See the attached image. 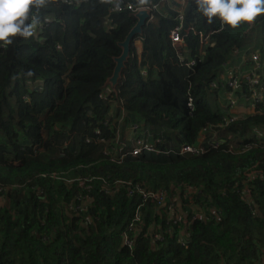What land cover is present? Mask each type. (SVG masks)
<instances>
[{"label":"trees","instance_id":"1","mask_svg":"<svg viewBox=\"0 0 264 264\" xmlns=\"http://www.w3.org/2000/svg\"><path fill=\"white\" fill-rule=\"evenodd\" d=\"M112 6L45 0L34 10V34L0 46V264H263L264 88L254 115L230 120L229 103L243 92L228 82L236 78L251 94L255 52L264 69V15L232 28L215 17L209 23L188 0L184 43L175 45L178 13L154 12L140 64L129 56L106 93L137 23L135 13ZM229 63L237 68L226 74ZM36 81L42 89L28 86ZM124 124L161 150L206 151L120 161L109 152L116 154ZM44 130L63 157L41 141ZM142 190L161 193L163 204Z\"/></svg>","mask_w":264,"mask_h":264},{"label":"built area","instance_id":"2","mask_svg":"<svg viewBox=\"0 0 264 264\" xmlns=\"http://www.w3.org/2000/svg\"><path fill=\"white\" fill-rule=\"evenodd\" d=\"M119 2L120 3V9L118 11H123V10H130L133 13L137 14L140 11H148L149 13L152 14L153 18V13L157 12L158 9V3H153L150 2L148 4L144 3L142 0H112V11H117L115 9V4ZM178 20L179 24L175 26L174 28L171 29L170 31V37L172 39V42L175 45H180L184 43V36L182 35V30L184 29V12L178 14ZM189 32V29H188ZM202 35V34H201ZM253 60H254V65H253V72L251 76L248 77V80L246 81L249 86H250V91L251 94L249 95L247 92L243 91V87L241 86V81L237 80L236 78L230 80L228 82V85L233 87L235 90L242 91L243 93L241 94L242 99H249L252 101V106L256 108L257 106V101L260 99L261 96V90L259 87L262 89L264 86L262 85L261 82V75H260V69L263 68V65L261 63V57L259 53L255 52L253 54ZM187 65L193 66L195 65V62L193 60H189ZM215 84V83H214ZM115 87L114 86H108L105 89L106 93L111 92ZM237 103V99L234 98L231 100V105H235ZM189 107L193 108V102L192 98H189L188 102ZM256 111V109H255ZM230 120H234L232 117H230ZM132 131L135 132V127H132ZM97 132L99 133L100 130L98 129ZM87 140L90 142L93 140L91 137H87ZM220 140L217 138V134L215 133L214 140L211 141V147L217 148L220 145ZM116 154H113L109 152V154L120 161L125 159L128 155L132 156H139L143 154L144 152H174V153H180V154H200L204 153L206 151L205 146L203 145H184L180 150L176 151L174 149H169V150H161L156 144L152 143L146 136H137L136 133L134 134V138H130L129 140H123L121 139V136H118L117 138V143H116ZM131 146V148H129ZM252 146V144L248 143L244 145V150L248 149ZM240 149V148H239ZM238 149V150H239ZM231 150L233 151V147L231 146ZM143 196L144 199H152V201L157 202L158 204H163L164 201V196L159 193V192H154V191H143ZM140 220V213L136 212L134 219L132 222L129 224L128 230L131 231L135 225V221ZM129 236L126 235L124 239V243L127 245H131V241L129 240Z\"/></svg>","mask_w":264,"mask_h":264},{"label":"clouds","instance_id":"3","mask_svg":"<svg viewBox=\"0 0 264 264\" xmlns=\"http://www.w3.org/2000/svg\"><path fill=\"white\" fill-rule=\"evenodd\" d=\"M44 4L45 0H0V46L11 45L15 37L32 36L39 23L34 10ZM195 6L209 23L215 17L232 28L264 15V0H195ZM115 9H120L119 2Z\"/></svg>","mask_w":264,"mask_h":264},{"label":"crops","instance_id":"4","mask_svg":"<svg viewBox=\"0 0 264 264\" xmlns=\"http://www.w3.org/2000/svg\"><path fill=\"white\" fill-rule=\"evenodd\" d=\"M185 1L186 0H179V2L177 0H160V2L158 3L157 13L160 16H167L168 15V11H170V10H173L174 12H176L178 14L179 13H183L185 8H186V6H187V3H185ZM150 2H152V1H150ZM178 3H180V5H178ZM137 21H138V19H137ZM142 34H141V37H142ZM136 39H137V37H136ZM136 39L134 40V45H135L134 46V50L131 53V55L129 54V56H130V58L132 56H133V58H136L137 61H138V64H140L141 59H142V54H143V40H138V39L136 40ZM185 51H186V54H187L188 49H186ZM236 53H239V52L236 51ZM187 55H190V53L188 52ZM243 65H244V62L239 64L240 67L243 66ZM235 68H237V65L236 66H234V65L231 66L230 63H229V65L227 66V71H225V73L226 74L230 73V71H233ZM141 70H142V73L144 75L147 74V66H141ZM120 76H121V74H120ZM118 82H119V80H118ZM118 82H117V84H118ZM117 84L116 85H112L111 79H110L107 87L110 86V85L116 87ZM28 86L31 87V88L42 89L43 86H44V82L43 81H36V82L30 83ZM240 102H241V100L239 101V104L237 106H234V105L232 106L229 103V105H230L229 117L231 116V112H234V113H241L242 112V113H244L246 111L245 104L240 103ZM122 113H123V107L119 103H117L114 106V108H113V114L114 115H120ZM250 114L253 115L252 113H250ZM240 117H247V115L246 114H240L239 118ZM130 128L132 129V127L130 125H126V124L123 125L122 130H121V139L129 140L130 138H134V134L136 132H134V131H132L133 133L130 132ZM204 137L207 138V134L206 133H203V135L201 137V140L204 139ZM262 261H263V264H264V258H263Z\"/></svg>","mask_w":264,"mask_h":264},{"label":"water","instance_id":"5","mask_svg":"<svg viewBox=\"0 0 264 264\" xmlns=\"http://www.w3.org/2000/svg\"><path fill=\"white\" fill-rule=\"evenodd\" d=\"M136 17L138 19L136 25L133 27V29L130 31V33L127 35L125 41L121 43V46L123 47L122 54L116 58V66L114 69L113 76L111 77V83L112 85H116L120 74L125 67L126 61L129 59V54L131 51V46L133 41L136 39V37L143 33L144 27L148 25V19L150 17L149 12L147 11H141L136 14Z\"/></svg>","mask_w":264,"mask_h":264},{"label":"rangeland","instance_id":"6","mask_svg":"<svg viewBox=\"0 0 264 264\" xmlns=\"http://www.w3.org/2000/svg\"><path fill=\"white\" fill-rule=\"evenodd\" d=\"M178 2H179V0H177ZM185 3H188V0H186L185 1ZM178 5H180V3H178ZM187 7V6H186ZM186 9V8H185ZM185 11V10H184ZM141 12V11H140ZM148 12V11H147ZM139 13V12H138ZM148 23H157L158 22V20L157 19H151L150 17H149V19H148V21H147ZM193 29V27H190L189 28V31L190 30H192ZM137 39L138 40H143L142 39V37H141V34L140 35H138L137 36ZM136 39V40H137ZM187 54H188V52H187ZM234 66H236V65H234ZM259 71H264V69L262 68V69H260ZM209 100H210V98H209ZM241 100V102L240 103H243V104H245V109H246V111L244 112V113H234V112H231V116L230 117H232L233 119H237V118H239V115L240 114H246L247 116H252L250 113H252L253 115L255 114V107L254 106H252V101L251 100H249V99H242V98H240L239 100L237 99V103L234 105V106H237L238 104H239V101ZM211 101H213V103H214V106L215 107H217V104H216V101L213 99V98H211ZM218 102V101H217ZM226 102H227V100H226V98L224 97V96H222L221 97V99L219 100V104L221 105V108L223 109V111H227L228 112V109H227V106H226ZM218 104V105H219ZM116 111V110H115ZM130 132H132V129L130 128ZM133 133V132H132ZM47 139H48V133L46 132V130H44L43 131V138H42V142H45V141H47ZM48 142H49V146L52 148H50L51 150V153H53V154H55V153H57V154H60L61 153V155H60V157H63L64 155H63V152H61V147L60 146H57V144L55 143V140L54 139H48Z\"/></svg>","mask_w":264,"mask_h":264}]
</instances>
